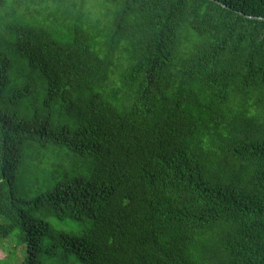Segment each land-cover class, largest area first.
Wrapping results in <instances>:
<instances>
[{"label":"trees","instance_id":"obj_1","mask_svg":"<svg viewBox=\"0 0 264 264\" xmlns=\"http://www.w3.org/2000/svg\"><path fill=\"white\" fill-rule=\"evenodd\" d=\"M85 2L0 0V239L20 264H264V0Z\"/></svg>","mask_w":264,"mask_h":264},{"label":"rangeland","instance_id":"obj_2","mask_svg":"<svg viewBox=\"0 0 264 264\" xmlns=\"http://www.w3.org/2000/svg\"><path fill=\"white\" fill-rule=\"evenodd\" d=\"M12 4L14 0H9ZM85 6L88 10L93 12L95 17L101 16L104 13L105 5L104 0H86ZM2 219L0 217V223ZM52 224V232L55 235L60 234L64 230H69L73 227L70 222L61 221L56 218L50 219ZM75 227V224H74ZM80 228H84V225H80ZM25 246L21 245L16 237L15 233L11 234L7 238L0 239V264H20L24 259Z\"/></svg>","mask_w":264,"mask_h":264}]
</instances>
